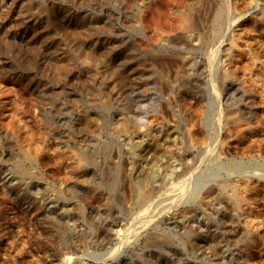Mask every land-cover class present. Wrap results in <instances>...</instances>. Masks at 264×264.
Masks as SVG:
<instances>
[{
    "label": "rangeland",
    "instance_id": "1",
    "mask_svg": "<svg viewBox=\"0 0 264 264\" xmlns=\"http://www.w3.org/2000/svg\"><path fill=\"white\" fill-rule=\"evenodd\" d=\"M198 1L4 0L0 264H264V0ZM164 2L205 26L143 20ZM224 209L243 238L202 247Z\"/></svg>",
    "mask_w": 264,
    "mask_h": 264
},
{
    "label": "bare ground",
    "instance_id": "2",
    "mask_svg": "<svg viewBox=\"0 0 264 264\" xmlns=\"http://www.w3.org/2000/svg\"><path fill=\"white\" fill-rule=\"evenodd\" d=\"M11 1V0H10ZM202 1V0H201ZM201 1H198V2H201ZM210 1V0H209ZM198 2H197V4H198ZM13 3H15V2H13ZM17 3V2H16ZM209 3H211V2H209ZM164 4L165 5H163L162 6V4H160V3H158V4H156V6L154 7V8H152V9H149V10H147L146 11V13L144 14V16H143V20L145 21V22H148V23H154L155 25H163V26H165V27H167V28H169V29H173L174 31H176V33L177 34H182V31L183 30H185L186 28H188V27H196L198 24H199V22H196V18H193V19H195V20H193V19H191V17L193 16L194 17V15L192 14L191 15V12H189V11H187V12H189V14L186 12V13H181V15L180 16H178V17H176V18H174V17H171L169 14H168V12L165 10L166 9V6H168V4L166 3V2H164ZM184 4H185V6L186 7H192L193 8V5L195 4L194 2H192V1H185L184 2ZM200 4V3H199ZM203 4L205 5V6H208L209 7V5H208V0H203ZM212 4V3H211ZM200 6H202V5H200ZM211 6V5H210ZM221 6H223V5H221ZM204 7V6H203ZM213 7V6H212ZM212 7H210V9H213ZM217 7V6H216ZM218 7H219V5H218ZM10 7H8V6H6V7H4V0H1L0 1V20L1 19H4L5 17H6V15L8 14V12H7V10L9 9ZM165 8V9H164ZM207 8V7H206ZM205 8V9H206ZM188 9V8H187ZM197 9V8H196ZM204 9V8H203ZM215 9H217V8H215ZM222 9V8H221ZM200 10V9H199ZM209 10V9H208ZM226 10V9H225ZM11 11H12V14L10 15L9 14V16L12 18V20L14 21V22H16L17 21V18L15 17V15H16V12H15V10H14V8L12 7V9H11ZM210 12L212 11V10H209ZM209 11L207 12V13H209ZM215 11H217V10H215ZM214 11V12H215ZM195 12V11H194ZM197 12H198V10H197ZM200 12V11H199ZM204 12H205V10H204ZM218 12V11H217ZM225 12H227V11H225ZM206 13V12H205ZM219 13H222L221 11H219ZM228 13V12H227ZM227 13H226V15H227ZM199 14H201V13H199ZM213 14V13H212ZM216 14V13H215ZM217 16H218V13L216 14ZM222 15H224V14H222ZM203 16H205V15H203ZM217 16L215 17V15L213 16V17H215V20L217 21V19H219V18H221V15L219 14V18H217ZM196 17V16H195ZM198 17H200V16H198ZM206 17V16H205ZM208 17V16H207ZM227 17V16H226ZM225 17V15H224V17H222V18H226ZM203 18V17H202ZM212 18V17H211ZM199 19H201V18H199ZM206 19V18H205ZM208 20H212L211 22L213 23V21L214 22H216L214 19H209V18H207ZM220 20V19H219ZM218 20V21H219ZM224 20H227V19H224ZM223 20V21H224ZM206 21V20H205ZM1 22H5V21H1ZM207 23L206 24H209L208 23V21H206ZM221 22H222V20H221ZM217 23V22H216ZM220 23V22H219ZM225 23V22H224ZM214 24V23H213ZM199 25H201V24H199ZM202 25H203V23H202ZM201 25V26H202ZM215 25V24H214ZM223 25V24H222ZM203 26H205V25H203ZM207 26V25H206ZM219 27V25H215V27ZM200 28V27H199ZM202 28V27H201ZM213 28H214V26H213ZM204 30V29H203ZM217 30V29H216ZM218 31V30H217ZM216 33H217V35H220V33L219 32H215L214 34H213V38H216L215 36H217L216 35ZM204 34V33H203ZM207 34V33H206ZM208 36H209V34H207ZM11 37H15V34L13 33L12 34V36ZM206 36H204L203 38H205ZM209 37H211V35L209 36ZM213 38L211 37L210 39H212L213 40ZM206 39V38H205ZM207 39L209 40V38L207 37ZM208 40H207V42H208ZM204 41H206V40H204ZM211 42H213V41H211ZM205 43V42H204ZM206 45H207V43H205ZM152 66V65H151ZM145 67V66H144ZM177 75H181L180 74V72L178 71L177 73H176V75L175 76H177ZM225 76L226 75H224V78H225ZM160 78L162 79V80H166V78L164 77V76H160ZM188 79V78H187ZM189 79H191V78H189ZM188 79V80H189ZM189 81H191V80H189ZM195 81V80H194ZM192 82H193V80H192ZM244 93V92H243ZM239 98V97H238ZM107 101L108 100H106L105 99V103L107 104ZM244 114V113H243ZM247 114V113H246ZM82 118V120H81V125H82V123H83V125H87V128L89 129V128H91V130L93 129V131H97V129H98V124H97V122L95 121V119L94 118H92L91 116H80L79 118H78V123H79V121H80V119ZM15 119H17V118H14L13 120H15ZM12 120V121H13ZM16 129H17V127H16ZM173 131H171V130H169V131H166V132H162V135H161V138L159 139V138H153V136L151 135V137L150 136H148L147 134H146V136H147V140H145V145H143L142 147H141V149L139 150V162H138V165H142V164H144V163H146V165L148 164H152V166H150V167H153L154 166V164H156L157 163V159L156 158H158V156H156V155H158L162 150H163V146L166 144V143H168L169 141H171V136H172V133ZM37 156H39V154L36 152V154L34 155V156H32L30 159H33V160H36L37 158H35V157H37ZM90 158H91V156H90ZM90 158L88 159V160H90ZM92 159V158H91ZM23 168V167H22ZM171 168L169 167V170H170ZM23 170V169H22ZM165 170H167V169H165ZM23 172V171H22ZM25 172V171H24ZM23 172V173H24ZM164 172V171H163ZM167 172V171H166ZM172 173H173V169H172V171H171ZM172 173H171V175H172ZM24 174H26V172L24 173ZM113 174V173H112ZM167 174V176H168V174L169 173H165L164 175H166ZM29 175V174H28ZM27 175V176H28ZM163 175V177H166V176H164ZM118 176V174L116 175V177ZM169 177H171V176H169ZM113 178L115 179V177H114V174H113ZM168 178V177H167ZM117 179H119V178H117ZM165 179V178H164ZM163 179V180H164ZM169 179V178H168ZM171 179V178H170ZM116 180V179H115ZM115 180H112V181H114L115 182ZM166 180V179H165ZM120 182V179H119V181L117 182V180H116V183H119ZM161 182H162V180H161ZM161 182H159L160 184H159V186L161 185L162 186V183ZM166 183H167V185H168V182L167 181H165ZM171 181H169V184H172V182L170 183ZM113 183V182H112ZM121 183V182H120ZM120 183H119V185H120ZM154 184V183H153ZM156 184V183H155ZM154 184V185H155ZM164 184V183H163ZM152 185V184H151ZM222 185V184H221ZM224 185V184H223ZM118 186V185H117ZM153 186V185H152ZM158 186V185H157ZM156 185H155V187L153 186V187H151V188H149V191H152L153 193H155V190L157 189V190H159L158 189V187H157ZM164 187H165V185H163ZM169 186V185H168ZM225 186V185H224ZM17 189V182L14 184V185H12V186H10V189H14L15 190V188ZM19 187V186H18ZM167 187V186H166ZM169 187H171L172 188V186L170 185ZM220 187V188H219ZM218 187V189L216 190V192H214V194L212 195V197H211V199L212 200H228L229 199V196H232V195H228L227 193L229 192V191H227L226 192V189L224 188V187H221V186H219ZM156 190V191H157ZM152 192H148V194L150 193V194H152ZM232 193V192H231ZM150 194H149V196H147L148 198H146L145 200H147V199H149L150 200ZM233 194V193H232ZM153 196V195H152ZM236 196V195H235ZM234 195H233V198L235 197ZM238 197V196H237ZM236 197V198H237ZM202 199V198H201ZM232 200H234L235 201V198L234 199H232ZM200 201V200H199ZM228 201H231V200H228ZM236 201H238V203H236L237 205H241V202H242V200L240 199V200H236ZM235 201V202H236ZM145 202V201H144ZM161 206V205H160ZM189 214H191L190 212H188ZM200 213L201 212H199V213H197V212H195L194 214L192 213V215L191 216H189V218L190 219H192V221L191 222H193V220L196 218V215H197V217H198V214H199V220H200ZM53 216L55 217V219L56 220H58V219H60V218H62L61 216H59L57 213H55V215H54V213H53ZM188 217V216H187ZM202 217V216H201ZM233 218H234V213H232V212H228L227 210L225 211V209H224V212L222 213V215H221V218H220V221L217 223V224H212L211 226H209V228H207L206 229V232L208 233V240H206V239H203V238H200V242H202L203 244L201 245L202 247L205 245V243L206 242H214V243H216V245L218 246V248L220 249L221 248V242H220V240H218V239H221L222 241L224 240V239H226V240H234V238H236V236L238 237V238H243V236H242V234L239 232V230L237 229V227H236V225L232 222L233 221ZM202 219V218H201ZM198 220V221H199ZM197 221V220H196ZM171 224L172 223H175L174 221H169ZM201 223V222H200ZM200 223H198V224H200ZM206 224V223H205ZM210 225V224H209ZM178 226V225H177ZM179 227H181V226H179ZM220 227H222V229L223 230H221L220 231ZM189 231V230H188ZM183 232H185V231H183ZM186 232H187V230H186ZM192 232H187V234H191ZM186 233H184L183 235H185ZM186 234V235H187ZM188 236V235H187ZM190 236V235H189ZM153 237V236H152ZM154 238H156L155 236L153 237V239ZM153 241H155V240H153ZM156 241H157V239H156ZM155 241V242H156ZM151 242H152V239H151ZM158 243V242H157ZM222 249V248H221ZM225 251V250H224ZM223 251V252H224ZM226 252V251H225ZM231 254V253H230ZM233 256H234V253L232 254ZM231 255V257H233ZM229 256V257H228ZM234 257H236V255L234 256ZM219 258H221L222 260L223 259H227V260H230L231 258H230V255H229V253H222V250H221V253L219 254ZM157 260V259H156ZM234 260H236V258L234 259ZM233 260V261H234ZM158 261V260H157ZM161 261V263H163V264H169V262L167 261V260H160ZM159 262V261H158ZM157 262V263H158ZM229 262V261H228ZM229 263H231V261L229 262Z\"/></svg>",
    "mask_w": 264,
    "mask_h": 264
}]
</instances>
